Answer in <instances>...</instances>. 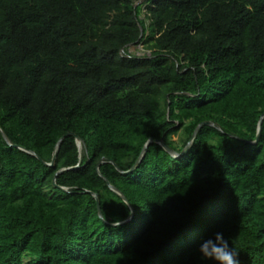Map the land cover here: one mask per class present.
<instances>
[{"label": "trees", "instance_id": "trees-1", "mask_svg": "<svg viewBox=\"0 0 264 264\" xmlns=\"http://www.w3.org/2000/svg\"><path fill=\"white\" fill-rule=\"evenodd\" d=\"M262 114L264 0H0V264H264Z\"/></svg>", "mask_w": 264, "mask_h": 264}, {"label": "clouds", "instance_id": "clouds-1", "mask_svg": "<svg viewBox=\"0 0 264 264\" xmlns=\"http://www.w3.org/2000/svg\"><path fill=\"white\" fill-rule=\"evenodd\" d=\"M201 258L212 264H239V252L226 239L223 232H214L203 238L198 247Z\"/></svg>", "mask_w": 264, "mask_h": 264}, {"label": "water", "instance_id": "water-1", "mask_svg": "<svg viewBox=\"0 0 264 264\" xmlns=\"http://www.w3.org/2000/svg\"><path fill=\"white\" fill-rule=\"evenodd\" d=\"M264 117V114H262V116L260 117V119H259V123H258V127H257V135H256V138L259 136V134H260V125H261V121H262V118ZM201 125H214L211 121H204V122H201L200 124H198V126H197V128L195 129V131H194V133L192 134V136H191V138H190V140H189V142L187 143V145L185 146V148L180 152V153H177V152H175L170 146H168L163 140H154V139H152V138H150V139H148L147 140V142L144 144V146H143V148H142V151H141V154H140V156H139V158L137 159V161H136V163L141 159V157H142V155H143V153H144V151H145V149H146V147H147V145L150 143V142H152V141H156V142H158L166 151H168L170 154H172L174 157H178V156H180V155H182L188 148H189V146H190V144H191V142H192V139H193V137L195 136V133H196V131L198 130V128L201 126ZM0 133H1V135H2V137L8 142V139H7V136H6V134L2 131V129L0 128ZM69 134H73V133H71V132H69V133H67V135H69ZM74 135V137H75V140H76V143H77V146H78V148H80L81 147V145L83 144V140L78 136V135H75V134H73ZM64 136H62L59 140H58V142H57V144H56V146H55V149H54V152H53V157H52V160H51V162H48V163H46L47 165H52V163H53V160H54V158H55V155H56V152H57V150H58V147H59V145H60V143H61V141H62V138H63ZM256 140H254L253 142H255ZM21 149H24V148H22V147H20ZM30 153H33V152H31V151H29ZM112 162V161H111ZM99 163H101V161L99 162ZM113 163V162H112ZM115 165V167L120 171V172H124V171H122L116 164H114ZM135 166V165H134ZM134 166L130 169V170H132L133 168H134ZM63 170H65V168H63V169H61V170H59L57 173H60V172H62ZM130 170H128V171H130ZM128 171H126V172H128ZM54 183H55V181H54ZM109 184V183H108ZM109 187H110V189L111 190H113V191H115L117 194H119L121 197H122V199L126 202V203H128V200L126 199V197L116 188V187H114V186H112V185H110L109 184ZM92 194H93V196L95 197V199H96V204H97V209H98V215L100 216V217H102V213H101V210H100V206H99V201H98V196H97V194L96 193H93V192H91ZM129 204V203H128ZM130 206V205H129ZM131 207V206H130ZM132 208V207H131ZM121 222H119V223H116V224H120Z\"/></svg>", "mask_w": 264, "mask_h": 264}, {"label": "rangeland", "instance_id": "rangeland-1", "mask_svg": "<svg viewBox=\"0 0 264 264\" xmlns=\"http://www.w3.org/2000/svg\"><path fill=\"white\" fill-rule=\"evenodd\" d=\"M144 0H137V2H143ZM145 5H143V9H142V14H141V17H144V10H145ZM128 50L131 52V53H134L136 55H143L144 53H148L142 44H131L128 46ZM173 139H177V136H173Z\"/></svg>", "mask_w": 264, "mask_h": 264}]
</instances>
